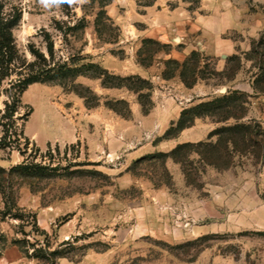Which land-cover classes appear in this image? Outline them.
<instances>
[{
	"label": "rangeland",
	"instance_id": "374dc122",
	"mask_svg": "<svg viewBox=\"0 0 264 264\" xmlns=\"http://www.w3.org/2000/svg\"><path fill=\"white\" fill-rule=\"evenodd\" d=\"M11 7L21 12L13 37L26 61L31 46L50 65L91 62L139 76L149 83L140 94L148 93L141 100L150 110L142 114L138 94L83 76L74 82L96 94L95 108L56 83L27 87L9 122L15 134L0 147V169L25 162L56 174L13 178V209L0 187V264H264V158L236 155L225 170L194 160L195 186L171 159L147 158L234 124L196 119L163 140L179 116L169 104L181 111L241 93L246 113L238 122L264 131V95L252 89L258 52L264 59V0H5L6 13ZM147 39L165 46L155 50ZM191 52L200 64L186 88L178 70L167 78L166 62ZM8 87H0V115ZM108 100H125L130 117L105 107ZM68 134L76 140L64 143Z\"/></svg>",
	"mask_w": 264,
	"mask_h": 264
},
{
	"label": "trees",
	"instance_id": "16d2710c",
	"mask_svg": "<svg viewBox=\"0 0 264 264\" xmlns=\"http://www.w3.org/2000/svg\"><path fill=\"white\" fill-rule=\"evenodd\" d=\"M4 7L5 0H0V87L5 82L9 85L8 89L4 90L7 101L0 115V127L2 129L0 147H7L10 138L15 134L11 130L13 123L9 122L17 112L20 95L28 86L35 83H56L66 91L76 94L83 100L84 106L91 109L98 106L99 98L90 88L76 84L74 81L79 76L99 80L103 88H125L138 94V102L141 105L142 114H148L150 106L149 104L144 105L141 99L145 98L147 100L149 95L148 93L142 95L140 92L142 90L148 91L149 83L139 76H116L103 69L100 65L91 62L79 64L78 62L70 61L50 65L44 55L31 46L29 47V52L33 60L26 61L19 54L13 37V29L18 25L21 18L20 9L11 7L9 12L6 13ZM98 14V22L103 24L101 20L108 18L105 17L103 10ZM145 42L151 44L155 50L165 46L155 40L147 39ZM47 50L52 60L53 53L50 42L47 43ZM253 50H256L255 45H253ZM257 55L258 74L252 83V89L255 93L264 95L263 52L260 51ZM166 64L173 67V72L169 73L167 78L172 77L174 72L178 70L180 81L184 87L191 88L195 85L197 79L195 72L200 64L199 54L191 52L181 63L169 60ZM236 64L234 68L231 67L230 72L225 76L227 80L233 78L237 70ZM222 73L214 72L217 75ZM243 99V94L229 92L213 101L182 109L176 122L170 124L161 139L176 138L181 131L192 127L196 119L212 118L215 123L234 120V124L210 131L204 141L181 143L167 153L156 152L147 156V158L158 160L161 163H164L168 158L171 159L180 166L185 182L193 186L196 184V176L198 175L196 170L193 173L192 164L194 160L202 167L210 166L216 170L228 169L236 155H249L254 160L261 161L264 158V131L258 124L238 122L246 113ZM104 105L124 119L130 117L131 112L125 100H108ZM54 172H56L54 168L47 169L38 164L25 162L15 165L7 171L0 169V187L5 196L7 210L14 208L13 194L8 188L13 178L52 177L56 174Z\"/></svg>",
	"mask_w": 264,
	"mask_h": 264
},
{
	"label": "crops",
	"instance_id": "0c3cea01",
	"mask_svg": "<svg viewBox=\"0 0 264 264\" xmlns=\"http://www.w3.org/2000/svg\"><path fill=\"white\" fill-rule=\"evenodd\" d=\"M169 108H170V109L172 110V112L174 113L175 118H177V116H178V114H179V111H180V108H179V107H175L174 105H171V104H169ZM192 128H194V126H192V127H190V128H187V129L183 130V131L181 132V134L184 133V132H187L188 130H190V129H192ZM75 140H76V135H70V134H68V136H66V138H63V139H62V141H63L64 143H71V142H74ZM196 140H200V138H198V139H196Z\"/></svg>",
	"mask_w": 264,
	"mask_h": 264
}]
</instances>
